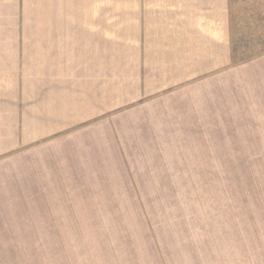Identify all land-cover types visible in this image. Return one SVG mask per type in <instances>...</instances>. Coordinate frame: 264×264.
<instances>
[{"label": "crops", "instance_id": "1", "mask_svg": "<svg viewBox=\"0 0 264 264\" xmlns=\"http://www.w3.org/2000/svg\"><path fill=\"white\" fill-rule=\"evenodd\" d=\"M231 28L230 0H0V223H51L23 236L54 247L89 236L76 223L137 220L84 207L154 189L140 183L198 157L238 85L264 98V54L237 63ZM124 198L115 205H141ZM201 212L194 237L173 222L178 236L149 261L264 264V199ZM243 214L260 216V230ZM12 236L0 229V264H21L6 256L26 252Z\"/></svg>", "mask_w": 264, "mask_h": 264}, {"label": "rangeland", "instance_id": "2", "mask_svg": "<svg viewBox=\"0 0 264 264\" xmlns=\"http://www.w3.org/2000/svg\"><path fill=\"white\" fill-rule=\"evenodd\" d=\"M230 19L236 62L264 54V0H230ZM261 98L260 94L245 93L243 85H238L235 99L220 100V125L212 126L210 135L205 133L198 157L173 159L168 167L170 173L157 174L154 183H140L154 189L108 191L107 206L84 207L91 213L99 210L113 214L139 213L137 220L80 223L85 224L82 227L76 223L77 229L90 230L89 236L61 237L55 239L59 246L54 247L50 239L23 236L25 230L40 229L37 225L51 228V223L12 222L8 227L0 223V229H11L13 236L6 240L13 250L26 251L6 256L21 264H162L157 261L159 249L170 245L171 238L178 236L168 225L184 221L190 239L196 234L191 226L209 220L201 212L204 208L259 207L260 199H264V100ZM122 192L130 197L138 196L141 205L133 210L130 206L115 205L126 201ZM146 201L162 204H142ZM249 218L252 231H259L260 216H237L241 223ZM221 219L231 220V216ZM59 224L61 229L67 228V223ZM153 251H157V260L154 257L151 262L149 256ZM83 256L85 263H81Z\"/></svg>", "mask_w": 264, "mask_h": 264}]
</instances>
